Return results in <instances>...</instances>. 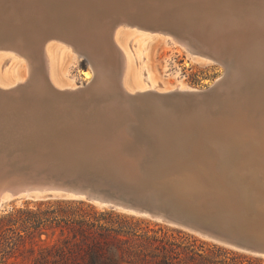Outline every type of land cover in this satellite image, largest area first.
Returning <instances> with one entry per match:
<instances>
[{"label":"bare ground","instance_id":"bare-ground-1","mask_svg":"<svg viewBox=\"0 0 264 264\" xmlns=\"http://www.w3.org/2000/svg\"><path fill=\"white\" fill-rule=\"evenodd\" d=\"M156 36L179 43L196 61L225 65L210 84L214 88L190 89L177 80L161 93L147 69V78L144 67L134 69L132 55L139 63L143 43ZM130 37H136L133 43ZM50 40L65 43L60 52L75 61L86 55L90 69L81 71L86 86L52 81ZM2 49L22 57L26 74L0 83V209L33 191L62 190L67 193L53 195L88 196L264 254L257 244L218 237L162 209L82 188L48 165L45 174L26 169L19 151L20 145L34 146L37 159L47 163L58 156L68 165L91 171L97 166L104 176L137 184L152 177L188 190L227 185L236 197L264 209V0H0ZM125 74L134 81L125 82ZM185 114L192 120L180 121ZM189 124L193 128L186 129ZM171 132L177 136L168 139ZM223 133L240 146L230 158L240 169L235 174L245 179L241 170L250 171L244 189L222 176L232 170L231 160L225 169L217 164L226 153L213 136ZM58 143H65L63 152L55 153Z\"/></svg>","mask_w":264,"mask_h":264},{"label":"rangeland","instance_id":"rangeland-1","mask_svg":"<svg viewBox=\"0 0 264 264\" xmlns=\"http://www.w3.org/2000/svg\"><path fill=\"white\" fill-rule=\"evenodd\" d=\"M135 39L136 37H130L129 40L133 43ZM62 43L57 40L47 43V47L54 49L51 57L52 81L57 85L73 82L77 86L82 83L86 86L87 82L81 73L82 70L90 69L86 55L75 61L65 50L60 52L59 48L66 46ZM184 48L164 36L147 39L142 45L139 63L136 54L132 55L133 67L136 70L139 66L144 67L142 71L145 78L147 69L161 93L165 92L161 90L163 87H168L177 80L190 89L210 91L214 88L210 84L225 72V65L196 61L187 55ZM13 53L15 57H12ZM24 62L16 51L0 50V83L6 85L23 78L26 74ZM128 79L133 80V76L125 74V82ZM171 101L174 102L170 99L169 102ZM171 113L178 116L177 111L173 110ZM189 118L185 114L179 120ZM185 128L193 126L189 124ZM175 136L177 133L171 132L168 139ZM231 136V133L213 136L226 153H222V160L217 163L223 169L224 163H230V158L240 149ZM64 144L58 143L53 148L55 153L63 152ZM33 147L30 146V149ZM232 148L235 149L232 150L234 154L231 152ZM30 149L25 145L19 146L20 154L25 158L21 166L26 169L45 174L46 169L43 167L48 165L51 172L54 170L61 173V176L64 175L63 177L67 176V180L73 184L85 185L139 206L162 209L218 237L250 242L264 248V209L255 208L243 196L236 197L227 185L209 183L188 190L175 181L164 182L152 177L137 184L126 177L104 176L106 171L102 172L95 165L94 171L84 165L78 166L77 163L68 165L58 156L47 163V159H37L39 149H33V152ZM33 159L37 161L33 162ZM230 164L232 170H225L222 176L229 181L238 180L236 184L244 189L251 179L250 171L241 170L245 175V179H242L236 175L240 171L238 165L233 161ZM1 166L3 163L0 164V171H3ZM162 166L167 168L169 165L163 163ZM167 174L175 175L170 171ZM168 188L172 190L169 192ZM61 192L66 191H33L28 196L8 199L3 203L0 209V218H3L0 221V264H38L47 248L69 246L79 252L95 245L99 246L107 260L113 259L119 264H264V254L222 243L175 223L144 215L145 213L136 214L106 203L53 195ZM243 207L246 210H242ZM81 221L88 224L93 236L77 230L76 222ZM55 259L50 256L47 264H55L52 263ZM77 261H81V258H77Z\"/></svg>","mask_w":264,"mask_h":264},{"label":"trees","instance_id":"trees-1","mask_svg":"<svg viewBox=\"0 0 264 264\" xmlns=\"http://www.w3.org/2000/svg\"><path fill=\"white\" fill-rule=\"evenodd\" d=\"M2 219L3 218H0V221H2ZM76 225L78 231L85 232L88 236H93V231L89 229L88 224L81 221L76 222ZM45 253L46 254H43L40 260H38V264H47L50 261V256L56 258L52 261V263L55 262V264H119L113 259L107 260L98 245H95L93 248L88 247L79 252L69 246L50 247L46 249ZM77 258H81V261H77ZM165 264L169 263L166 262Z\"/></svg>","mask_w":264,"mask_h":264},{"label":"water","instance_id":"water-1","mask_svg":"<svg viewBox=\"0 0 264 264\" xmlns=\"http://www.w3.org/2000/svg\"><path fill=\"white\" fill-rule=\"evenodd\" d=\"M80 186H82V188H86V187H88V186H85V185H80ZM88 188H90L91 190H94L93 188H91V187H88ZM105 194V193H104ZM107 195V194H106ZM62 197H64V196H62ZM72 199H81V198H78V197H76V198H72ZM84 200H87V201H89V198H88V196H85L84 197ZM90 202V201H89ZM111 207H115L114 206V204H112V205H110ZM255 253H257V252H255Z\"/></svg>","mask_w":264,"mask_h":264}]
</instances>
